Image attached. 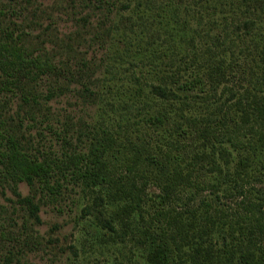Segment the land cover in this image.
Listing matches in <instances>:
<instances>
[{"label": "rangeland", "instance_id": "374dc122", "mask_svg": "<svg viewBox=\"0 0 264 264\" xmlns=\"http://www.w3.org/2000/svg\"><path fill=\"white\" fill-rule=\"evenodd\" d=\"M250 21L256 24L250 32L264 37V0H0V39L12 34L60 70L45 77L0 72V130L40 158L86 153L96 125L136 116L140 100L129 90L163 54L175 49L178 62L191 58L209 43L239 39ZM151 81L144 83L148 90ZM5 146L0 142V264H148L98 190L70 171L64 182L57 171L54 181L63 188L49 195L38 180L15 178L1 157ZM218 150L219 203L233 204L224 187L236 151ZM158 192L146 189L148 197ZM212 197L203 193L193 205Z\"/></svg>", "mask_w": 264, "mask_h": 264}, {"label": "trees", "instance_id": "16d2710c", "mask_svg": "<svg viewBox=\"0 0 264 264\" xmlns=\"http://www.w3.org/2000/svg\"><path fill=\"white\" fill-rule=\"evenodd\" d=\"M244 26L250 29L239 39L209 43L191 58L178 62L175 49L163 54L129 90L140 100L136 116L96 125L86 153L40 158L0 130L1 157L16 179H36L49 195L63 188L66 171L98 190L114 224L148 264H264V189L254 184L264 183V37L250 32L254 21ZM59 71L12 34L0 39L3 75ZM221 148L236 151L224 187L236 197L233 204L219 203ZM57 171L64 182L54 181ZM149 186L159 191L154 197L146 193ZM206 192L216 198L194 206Z\"/></svg>", "mask_w": 264, "mask_h": 264}]
</instances>
